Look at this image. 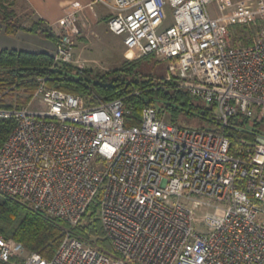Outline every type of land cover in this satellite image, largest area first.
Returning <instances> with one entry per match:
<instances>
[{
    "label": "built area",
    "instance_id": "built-area-1",
    "mask_svg": "<svg viewBox=\"0 0 264 264\" xmlns=\"http://www.w3.org/2000/svg\"><path fill=\"white\" fill-rule=\"evenodd\" d=\"M108 1L94 3L111 8L107 25L122 38L126 59L165 63L161 82L211 109L220 131L173 124L155 105L128 126L133 108L125 99L90 107L40 80L27 107L0 108V119L15 122L0 149V195L72 229L97 204L109 247L67 230L48 259L0 233V261L264 264V132L235 148L225 135L240 117L264 119V34L234 45L230 32L260 12L241 2L226 16L231 0ZM213 1L217 17L208 9ZM58 26L55 63L83 68L78 12Z\"/></svg>",
    "mask_w": 264,
    "mask_h": 264
},
{
    "label": "trees",
    "instance_id": "trees-1",
    "mask_svg": "<svg viewBox=\"0 0 264 264\" xmlns=\"http://www.w3.org/2000/svg\"><path fill=\"white\" fill-rule=\"evenodd\" d=\"M30 16V13L18 14L16 0L9 2L0 0V28L7 36H16L19 31H25L56 45L59 37L44 21L40 20L30 27L24 25L25 19H29ZM236 31L232 39L234 45H238L239 42H242V45H250L253 42L254 34L247 28L237 26ZM148 59L152 57L133 62L124 61L118 69L94 75L89 69L76 70L72 64L55 63L53 53L50 52L35 53L3 48L0 49V108L27 107L41 80L49 88L84 98L90 107L99 101L106 103L115 99H125L133 108L128 126L138 125L143 108L154 105L155 100L159 99L162 101L161 108L169 113L173 122L187 112L189 117L197 118L200 129L220 131V125L211 109L199 102L196 103L188 93L173 85L162 83L166 75L156 78L147 73L143 61ZM160 79L161 81L157 83ZM16 93L18 95L15 99L6 101L10 94L13 96ZM20 94L23 97H20ZM250 124L253 126L252 129L249 128ZM260 125L240 117L238 126L226 129L225 135L230 139L232 148H235L244 142L253 141L254 133L260 132L257 128ZM14 127L13 119H0V149ZM239 128H243V131ZM67 230L88 241L97 239L98 245L109 247L108 242L103 239L104 233L98 218L97 204L90 207L85 216V223L72 229L69 224L59 219L34 211L13 198L0 195V233L6 238L23 243L28 251L39 253L48 259L52 258ZM0 264L7 263L0 261Z\"/></svg>",
    "mask_w": 264,
    "mask_h": 264
},
{
    "label": "rangeland",
    "instance_id": "rangeland-1",
    "mask_svg": "<svg viewBox=\"0 0 264 264\" xmlns=\"http://www.w3.org/2000/svg\"><path fill=\"white\" fill-rule=\"evenodd\" d=\"M7 2L11 0H5ZM232 5L227 8V11L224 13L226 16L235 15L239 9V3L246 2L247 5L251 7L249 11L254 12H260L258 14L252 15L248 18V22H240L237 21L235 23H232L230 25V32H231V40L233 39V35L237 33L236 27L240 26L241 28H247L250 32L254 34L253 41L257 39L258 37L262 36L264 34V0H231ZM210 13L212 16L217 17L220 15L221 11L219 9V4L217 1H213L209 7H208ZM25 26L30 27L29 22H25ZM247 36H249L247 34ZM90 40L85 41H78L79 44H77V53L76 58L81 61V65H83V69H89L91 72L96 74H104L108 71H113L115 69H118L122 66L124 61H136V60H128L123 58V52L125 47L123 46V40L121 37L115 36L112 33H108L106 36V40L101 43L93 40L92 35H90ZM10 41L14 42L17 41L13 37L8 38ZM48 40H46L47 42ZM47 44V46L41 45L44 51L53 53V47L52 43ZM237 44H243L242 42H239ZM33 47H37V45H32ZM40 46V48H41ZM128 57H131V54L128 53ZM158 60L155 58L144 60L143 61V67L145 68L147 73H150V75H153L154 77H158L160 75L165 76L167 73V65L163 62H157ZM76 67V68H75ZM79 68L77 65L74 64V69L77 70ZM80 69V68H79ZM160 80H157V83H159ZM163 85V84H162ZM17 93L12 96L10 94V97L6 99L7 102H10L11 99H15L17 97ZM20 97H23L22 94H20ZM196 103H201L200 101L196 100ZM99 103H105L99 101ZM155 106H157L158 109L162 110L163 113L166 114V120L182 126H188L191 128H199V121L194 116H188L187 112L183 113L182 116H180L179 119H177L176 122H173L171 119V116L169 113H166L164 109H162V101L159 99H156L154 102ZM202 104V103H201ZM215 113V112H214ZM187 118V119H186ZM257 124H261L259 127H257L260 131L264 132V119L261 121H253ZM249 127L252 129V124H250ZM85 223V222H84Z\"/></svg>",
    "mask_w": 264,
    "mask_h": 264
},
{
    "label": "crops",
    "instance_id": "crops-1",
    "mask_svg": "<svg viewBox=\"0 0 264 264\" xmlns=\"http://www.w3.org/2000/svg\"><path fill=\"white\" fill-rule=\"evenodd\" d=\"M108 3L114 4V0H109ZM91 4H93V8L90 7ZM16 10L19 15L30 13V18L25 19V22H29L31 25L40 20L44 21L57 37L62 33L58 26L59 21L73 11L78 12L79 23L82 28L80 41L90 40L89 37L92 35L94 41L103 43L110 32L107 23L112 15V10L103 3H94V0H16ZM10 37L17 41H10L8 39ZM49 42V40L46 42L45 39L25 31H19L16 36H7L4 30L0 28V49L7 48L35 53L47 52L43 50L45 48H42L41 45L43 44L45 47L50 44ZM32 45H37V47ZM52 47L54 51L56 45L52 43ZM123 58L126 59L125 49Z\"/></svg>",
    "mask_w": 264,
    "mask_h": 264
},
{
    "label": "bare ground",
    "instance_id": "bare-ground-1",
    "mask_svg": "<svg viewBox=\"0 0 264 264\" xmlns=\"http://www.w3.org/2000/svg\"><path fill=\"white\" fill-rule=\"evenodd\" d=\"M129 54H131V53H129Z\"/></svg>",
    "mask_w": 264,
    "mask_h": 264
}]
</instances>
